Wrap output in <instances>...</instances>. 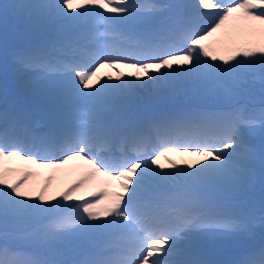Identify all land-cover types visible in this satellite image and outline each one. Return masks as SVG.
Masks as SVG:
<instances>
[{"label": "snow or ice", "instance_id": "snow-or-ice-1", "mask_svg": "<svg viewBox=\"0 0 264 264\" xmlns=\"http://www.w3.org/2000/svg\"><path fill=\"white\" fill-rule=\"evenodd\" d=\"M9 8L42 38L10 51ZM96 8L109 14L99 22L122 43L101 45L94 28L80 30ZM0 9V264H264V243H250L264 216L220 199L255 184L257 164L264 176V146L249 139L264 131V111L191 101L167 112L126 107L135 88L158 102L264 85V0H55ZM52 24L61 38L48 34ZM129 24L144 29L119 30ZM121 67L135 79L119 73L101 83L102 69ZM9 71L30 99L58 102L47 132L34 130L31 103L10 94ZM171 154L202 159L185 168ZM14 161L22 169L8 166ZM71 161L85 172L61 199L50 202L51 175L33 195L32 168L59 170ZM17 172L22 178L13 180ZM96 180L103 190L94 199L78 195ZM116 186L121 191H109ZM213 242L242 251L222 260Z\"/></svg>", "mask_w": 264, "mask_h": 264}, {"label": "trees", "instance_id": "trees-1", "mask_svg": "<svg viewBox=\"0 0 264 264\" xmlns=\"http://www.w3.org/2000/svg\"><path fill=\"white\" fill-rule=\"evenodd\" d=\"M17 2L18 1H16V3ZM0 5H5V0H0ZM0 12V21H4L3 9H0ZM15 12L16 10L14 9H8L7 25L9 50L13 49L17 41H19L16 33L21 30L20 26L14 23ZM0 42H2V38ZM262 88H264V85H261L259 81L254 83L246 82L241 85L242 90L234 96L221 93L223 96L221 100L232 108H243L259 114L261 112V105L264 103V95H262L261 91ZM260 134L264 137V131H260ZM237 196L238 206L243 212L251 213L257 217L264 216V176L253 185V188L243 190Z\"/></svg>", "mask_w": 264, "mask_h": 264}, {"label": "bare ground", "instance_id": "bare-ground-1", "mask_svg": "<svg viewBox=\"0 0 264 264\" xmlns=\"http://www.w3.org/2000/svg\"><path fill=\"white\" fill-rule=\"evenodd\" d=\"M100 24H103V23H100L99 22V19L97 17H94L92 22L90 23V28L89 29H95V31L97 32L98 34V39H99V36H103L104 33H106V29L104 32H101L99 30V26ZM120 31L125 32V30L123 29H119ZM114 39V38H113ZM113 71V73H123V74H126L128 75L129 72L133 71L131 69H127V68H119V69H113V68H107V69H102L101 70V77H108V76H113V73L111 74V72ZM105 72V74H104ZM129 76V75H128ZM129 78L131 79L132 77L129 76ZM135 78V77H134ZM101 83H103L102 79H101ZM21 87V86H20ZM20 87L18 88V90L20 91H24V87L20 89ZM135 92H141L140 88H135L134 89ZM25 93V91H24ZM143 93V92H142ZM144 94V93H143ZM26 95V94H25ZM30 99V98H29ZM31 101H34L35 99H30ZM37 102H42V101H46L47 103H49L50 105L52 106H56V104L58 103L57 101H54L52 99H41V100H36ZM251 141V140H250ZM198 159H202V158H199V157H191V156H183V157H180L179 160H175L176 161V164L180 167H185L186 168V164H185V161H188V162H191V163H194L196 160ZM161 163H165L166 164V161L162 160ZM10 164H13V165H17V164H23V161H14V162H11ZM9 164V165H10ZM198 167L200 165H197ZM36 173V178H39L41 179V186H37L36 187V194L35 192L33 193V195H38V191L41 187H43V185L45 184V182L47 181L48 177L51 175V176H54V179H53V182L55 185L53 186L54 189H49V193H48V196L50 195V193H53L55 191L56 193V201H58L59 199L62 198L61 196V193L69 188L70 186H72L73 184H75L76 182L79 181V179L82 178L84 172H85V168L83 167L82 165V162L81 161H71L69 162L68 165H65L63 168L59 169V170H54V169H47V168H43V170H36L34 171ZM18 174V173H17ZM34 176V177H35ZM31 182L29 181L28 182V186L31 185L30 184ZM67 183V184H66ZM117 185H118V182H116ZM53 185V184H52ZM29 188L32 189V187L29 186ZM52 188V186H51ZM90 191V190H93V191H101L103 190V185L101 184L100 181L96 180V181H92L90 184L86 185L81 191L80 193H82L81 195H83L84 191L87 192V191ZM121 189L116 186L114 188H111L109 191L110 192H113V191H120ZM56 201H52V203H55ZM78 202V201H77ZM215 245V244H214ZM224 247H228V245H223Z\"/></svg>", "mask_w": 264, "mask_h": 264}, {"label": "rangeland", "instance_id": "rangeland-1", "mask_svg": "<svg viewBox=\"0 0 264 264\" xmlns=\"http://www.w3.org/2000/svg\"><path fill=\"white\" fill-rule=\"evenodd\" d=\"M19 1H21V3H31V2H36V1H38V0H19ZM173 2V1H172ZM171 2V3H172ZM178 2H182L181 0H176V3H178ZM15 3V0H8L7 2H5V4L6 5H9V4H14ZM97 11H100V12H102V14H104V15H109V14H107V13H104L103 12V10L102 9H99V8H96L95 10H94V12L91 14V15H89V17L87 18V25L89 24V23H91L92 22V18L95 16V14H96V12ZM1 13V12H0ZM209 15H211V14H209ZM91 21V22H90ZM2 23H3V20H1L0 21V36L3 38V32H4V30H3V25H2ZM16 25H19L20 27H22V29L24 28H26V30L28 31V29H29V31L30 32H23V33H21V32H18L17 33V35H18V37L20 38H23L24 39V41H25V39L26 38H28V37H34L35 38V40H37V39H39L38 38V35H36V33H34L24 22H23V20L17 15V19L15 20V22H14ZM139 26H141V25H132V24H129V25H122V26H120V28L119 29H123V30H125V31H127L128 33L127 34H131V33H134L135 32V30L137 29V27H139ZM48 34L53 38V39H59V38H61V35H62V33L60 32V30L58 29V26L56 25V26H54V27H52V28H49L48 29ZM110 69V68H109ZM1 71V73H0V76L1 77H3V72H2V70H0ZM134 71V70H133ZM113 73V71L111 72V74ZM119 73H113V78H115L117 75H118ZM8 76L11 78V79H13V82L12 81H9V85L11 86L12 85V90H14L15 88H19L20 86V88H23V84L22 83H20V82H17V81H15L14 80V78H13V75H12V73H11V71H9V73H8ZM124 79H130L129 78V76L128 75H126V74H124V77H123ZM107 78L105 77H102V81L104 82L105 80H106ZM131 79H135L134 77H132ZM145 79H146V77H145ZM141 92H135V90H134V98H133V100L132 101H135V102H139V101H142V100H148L149 98H146V95H145V90H143V89H141L140 90ZM144 94H143V93ZM149 100H151V99H149ZM189 101H191V102H193V103H199V102H207V103H211V102H209V101H207V100H205L204 98H194V97H191V96H181V97H178V98H176L175 99V101H173V102H176V103H181L182 105H184V104H186V103H188ZM211 101V100H210ZM214 103V102H213ZM212 104V103H211ZM128 106V104L126 105V107ZM258 170H259V168L257 167V178H256V180L261 176V174H260V172H258ZM18 178H22V176L20 175V173H18V174H14L13 176H12V179L13 180H15V179H18ZM30 184L31 185H29L30 187H32V189H34V190H36V187L37 186H41V179H39V178H36V176L35 177H33L31 180H30ZM53 185H52V188H50V189H54V183H52ZM37 191V190H36ZM36 191H34L35 192V194H36ZM33 192V193H34ZM81 194L82 193H78V195L79 196H81ZM52 196H55L56 197V193H55V191L53 192V193H50V195H49V197H52ZM233 198V197H232ZM53 201V200H52ZM52 201H50V202H52ZM54 201H56V200H54ZM71 203H75V200L74 201H72ZM234 209V208H233ZM237 211V210H236ZM256 239H258L259 241H262V240H264V228H261L259 225L257 226V228H256V237H255V239L254 240H256ZM251 242H253V240L252 241H250V243ZM216 243H219V242H216ZM219 245L220 246H223V245H228V247H231V246H234V247H238V246H235V245H230V244H226V243H219Z\"/></svg>", "mask_w": 264, "mask_h": 264}]
</instances>
